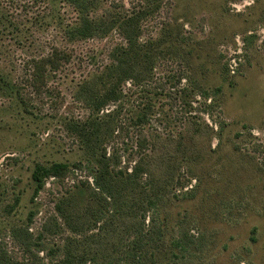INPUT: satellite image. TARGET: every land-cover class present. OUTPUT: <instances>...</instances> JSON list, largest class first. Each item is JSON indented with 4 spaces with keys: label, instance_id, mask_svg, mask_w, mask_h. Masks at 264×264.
<instances>
[{
    "label": "rangeland",
    "instance_id": "374dc122",
    "mask_svg": "<svg viewBox=\"0 0 264 264\" xmlns=\"http://www.w3.org/2000/svg\"><path fill=\"white\" fill-rule=\"evenodd\" d=\"M96 1L93 13L108 9L111 17L157 4L141 21L140 40L164 35L169 25L184 43L155 62L151 79L121 83L119 99L97 113L91 103L109 86L104 70L123 37L112 28L77 40L68 32L77 10L67 0H0V264H66L70 251L73 264L82 255L83 264H264V0ZM53 47L65 56L46 67L36 90L26 61ZM197 86L209 96L196 94ZM147 100L142 133L159 167L181 136L191 159H173L187 181L145 216L144 226L162 234L158 247L129 252L136 230H105L110 199L97 195L90 204L77 194L81 180L93 187L87 170L73 166L92 155L81 148L77 127L111 114L110 134L95 139L93 154L101 145L109 155L113 147L134 148L129 117ZM119 154L123 167L126 154ZM55 162L71 172L48 178L32 198L33 166ZM190 188L193 196L182 195ZM181 234L184 248L171 246Z\"/></svg>",
    "mask_w": 264,
    "mask_h": 264
},
{
    "label": "trees",
    "instance_id": "16d2710c",
    "mask_svg": "<svg viewBox=\"0 0 264 264\" xmlns=\"http://www.w3.org/2000/svg\"><path fill=\"white\" fill-rule=\"evenodd\" d=\"M67 1L77 10V26L68 30L71 36H77V40L98 36L112 28L123 37V43L117 44L110 51V63L104 70L109 86L105 94L101 97L96 96V101L91 103L97 113L110 100L116 101L119 99L121 94L119 86L121 83L132 79L133 82L138 83L136 85H140L142 81L151 79L155 62L159 58L172 56L176 52L175 47L184 43V39L179 37L178 31L174 35V30L169 25L163 28V31H166L164 35L140 40L141 21L157 9V4H148L130 13L122 12L121 14L117 12L116 16L111 17L108 16V9L104 13L105 15L99 16L93 13L95 4L98 2L96 0ZM64 56V51L53 47L49 54L29 58L26 61L31 70L29 76L26 77L28 83L34 89L39 90L43 84L46 67L56 68ZM196 89V94L201 97L209 96L206 88L197 86ZM220 90V87H216L213 92L217 94ZM17 95H19V91ZM150 108L151 105L147 100L143 111L140 110L129 117V126H133L137 131L135 147L128 148V145H124L122 149L113 147V152L110 155L106 145L99 147L98 155L93 153L96 150L95 139L100 138L102 131L106 129L108 135L110 134L108 126L112 119L111 114L107 115L109 120H102L101 116L96 115L77 127L78 141L81 143V148L92 155L86 163L77 161L73 166H77V169L85 168L87 175L92 178L93 185L92 187L88 179L81 180L77 184V194L90 204L97 195L99 199H104V201L105 198L110 199L109 203H111L113 213L106 221V225L105 223L103 225L108 227L105 228L106 231L123 230L124 232H131V229L136 230V237L129 248V252L132 250L141 251L144 246H148L150 249L158 247L160 240L162 241V234H160L159 229L144 226L145 216L147 213L153 214L159 206L167 201L171 188L181 185H183L182 188L184 187L182 181L186 182L187 180H184V177L181 180L179 168L183 161L187 162L191 159L188 149L183 147L181 136L174 152L165 157L168 158L169 163L165 166L162 163L163 167H159L161 160H158L150 152L154 149V143L142 133L143 126L149 120ZM103 124L105 126H102ZM124 130H127L126 126ZM120 150L126 154L127 163L123 167L119 166ZM175 158H178L181 163L173 162ZM129 162H134L131 170H128ZM170 162L172 165H170ZM69 172H71L69 164L66 163L55 162L49 165L36 163L30 172V179L33 184L32 198L38 195L48 178L56 177L62 180ZM194 190V188H190L182 195L193 196ZM90 204H87V206ZM79 230L77 227V231ZM109 238L110 236H107L105 239L108 240ZM185 240H187V237L185 234H181L178 238L171 239L170 245L184 248L181 243ZM70 253L72 257L67 256L66 264H73V259H75V253L71 251ZM82 256H77L80 264L84 263ZM128 256L131 255L128 254Z\"/></svg>",
    "mask_w": 264,
    "mask_h": 264
}]
</instances>
